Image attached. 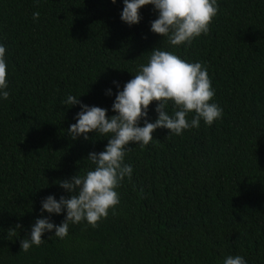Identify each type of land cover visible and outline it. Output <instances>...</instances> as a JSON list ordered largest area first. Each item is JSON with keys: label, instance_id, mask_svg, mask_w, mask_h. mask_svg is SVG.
Wrapping results in <instances>:
<instances>
[{"label": "trees", "instance_id": "trees-1", "mask_svg": "<svg viewBox=\"0 0 264 264\" xmlns=\"http://www.w3.org/2000/svg\"><path fill=\"white\" fill-rule=\"evenodd\" d=\"M218 6L207 35L172 46L150 31L151 5L128 26L122 0H0L10 92L0 100V264H222L228 255L264 264V0ZM154 48L207 67L222 119L129 144L133 174L116 189V214L95 228L70 224L64 239L45 233L23 251L35 219L48 215L41 201L67 198L58 182L83 174L89 152L107 143L95 133L70 138L80 109L63 105L66 96L114 115L112 81L122 90ZM50 219L59 225L64 214Z\"/></svg>", "mask_w": 264, "mask_h": 264}, {"label": "clouds", "instance_id": "clouds-1", "mask_svg": "<svg viewBox=\"0 0 264 264\" xmlns=\"http://www.w3.org/2000/svg\"><path fill=\"white\" fill-rule=\"evenodd\" d=\"M116 4L117 0H110ZM120 19L128 26L141 20L140 9L151 5L157 18L150 23V31L162 38L166 37L172 46L190 45L202 34L207 35L210 24L218 13V0H122ZM39 12L33 13L38 20ZM7 49L0 43V100H8ZM116 88L111 105L114 115L108 116V109L89 106L78 97L68 94L63 105H79V111L70 124L68 134L72 140L83 137L89 139V133L99 134L107 139L104 150L89 152L87 160L90 167L83 174H74L70 179L59 181V187L68 193L57 199L48 195L41 201V215L35 219L30 234L21 240V248L27 252L33 246L45 242L42 236L64 239L68 236L70 224L86 222L91 227L106 219L109 211L116 214L120 197L116 189L127 178L131 180L133 167L125 163V157L131 150L129 144L146 147L154 138L153 132L165 128L169 134L181 136L186 130L198 128L200 122L211 126L222 119L223 109L213 101L215 89L209 78L208 70L201 62H188L170 51L154 48L146 64H141L133 78L120 90L118 81H112ZM111 97L112 89L105 91ZM157 102V117L149 122L148 108ZM171 103L174 111L170 114ZM191 114V119L189 115ZM141 122L142 126H141ZM64 214L63 221L56 225L50 217ZM17 227H20L17 225ZM52 237V236H51ZM222 264H247L240 255H228Z\"/></svg>", "mask_w": 264, "mask_h": 264}]
</instances>
